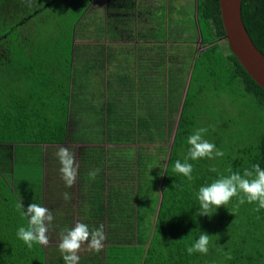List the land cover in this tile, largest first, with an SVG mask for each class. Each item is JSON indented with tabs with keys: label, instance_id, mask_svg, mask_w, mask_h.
I'll list each match as a JSON object with an SVG mask.
<instances>
[{
	"label": "trees",
	"instance_id": "16d2710c",
	"mask_svg": "<svg viewBox=\"0 0 264 264\" xmlns=\"http://www.w3.org/2000/svg\"><path fill=\"white\" fill-rule=\"evenodd\" d=\"M93 1L95 0H31L29 6L28 0H0V49L6 48V53L0 51L1 71L5 69L4 67L13 64L12 56L16 51L14 49L20 43L19 50L25 49L24 51L30 52H24L29 54V63L22 68L23 72L17 78L18 82L31 79L35 84L42 86L41 89L33 88L30 91L32 97L38 100L43 94H53L47 89H50L54 82L56 87L62 89L65 99L69 100L75 80L70 68V53L73 41L79 34V29L75 27L89 12L88 7ZM174 1L160 0L159 3V9H163L164 12L163 38L170 37L173 31L180 28L181 34L195 39L199 38L200 29L202 46L206 48L196 54L193 75L186 92L175 138L165 168L159 171L160 175L164 173L160 205L154 204L155 201H159L156 196L148 198L154 202L151 204L143 199L141 188L138 191V198L136 200L132 198L131 205L122 210L113 209L115 202L112 196L107 200L98 197L95 215L99 221L96 222V228L101 223L105 225L112 220L113 226L107 233L109 238L121 244L124 241L137 242L136 246H126L136 255L137 252L139 254L130 258V264H264V209L256 212L254 209L257 205L247 202L237 208L235 207L237 198L234 197L227 206H220L210 217L196 215L199 210L197 193L201 186L211 183L220 175H228L226 170L229 167L241 173L244 168H250L256 163L264 168V88L247 72L224 38L226 33L221 17L220 0H198V11L194 0L192 14L181 13L187 3L182 5ZM136 2V0H109L111 5L119 4L125 9H131L132 4L135 6ZM196 12L198 18L195 16ZM176 13L178 15H174ZM191 15L193 18L188 19ZM242 16L252 40L264 53V0H243ZM124 23L128 24L127 21ZM34 27L40 31V36L30 35V39L26 41L24 33H28V29L34 32ZM181 34L175 38L181 39ZM222 39H225V45L219 42ZM46 41L48 44H43ZM46 50L52 57L51 60L48 59V63L56 58V50L68 53L64 66L68 68V73L63 70L59 73L54 65L51 77L45 80L49 82L43 83L41 79L43 76L38 69L45 63ZM8 53H12V56ZM5 57L9 61L5 62L3 59ZM33 57H38L39 60L30 62ZM7 76L12 77V74L7 73ZM50 79L55 81L50 82ZM12 80V78L7 80L0 78V264H47V262L54 264L48 254L52 249H59L57 244L50 247L34 244L32 248H28L16 235L20 226H27V218L21 215L17 204L22 202L25 206V203L43 201L45 198L40 192L44 189V180L41 176L37 177L39 185L38 183L36 185L40 196H30L32 190L24 173L28 164L19 161L22 156L14 153L10 144L22 142L26 136L33 137V143L38 145L52 138H49L48 133L39 131V124H44V121L38 116V111L29 106V104H32V107L34 104L39 105L38 100L30 101L27 98L25 101V97L18 92L14 95L15 105H6L9 103L8 96L13 87ZM38 91H40L39 96H35ZM176 91L180 92L181 97L177 100L171 98L169 103L174 105L172 109L178 110L184 92L183 84ZM231 91L249 99L246 100L248 106L238 114L242 125L236 122L229 124L228 120H225L221 121L222 125L213 126L211 120L213 118L220 120V116L217 115L222 114L221 108H216L213 102L219 98L223 100L226 93ZM11 108L12 111L19 112V115L10 112ZM27 108L33 110L28 111ZM36 109L39 110L38 107ZM208 115L213 118H209ZM165 117V113L160 116L151 113L143 120L147 124L150 121V124L154 122L158 128H163ZM17 119L20 122L18 129L13 124ZM34 121L41 123L35 126ZM201 127L208 128L205 139L222 150L224 156L189 160L193 165V179L189 181L174 171V163L178 159L184 161L190 147L187 144V137ZM112 134L117 141L127 140V136H132L135 140V135H138L131 128L125 130V127L124 130L118 129L110 136ZM158 134L159 132L157 134L149 132L147 140H155ZM124 135L127 136L123 138ZM226 139L228 142L225 141ZM112 151L115 152L117 159L123 158L124 164L130 165L132 162V167L136 168L134 176L137 178L149 172L155 177L159 175L158 168L154 166L157 162L151 161L154 157L152 152L143 155L140 151L139 154L133 155L131 160L126 161V157L122 155L126 153V149L113 147ZM145 160H148L145 166L153 165L155 169L150 171L143 169ZM212 168L216 171H212ZM33 178L31 174L30 180ZM174 182L179 187H175ZM146 201L149 203L147 210L139 214ZM152 214L155 215L154 223L150 222ZM51 226H55L54 222ZM49 229L55 230L54 227ZM60 231L61 227L58 226L55 232ZM201 232L211 235L208 253L205 255L195 252L189 255L187 248L195 243ZM53 241L56 242L57 239ZM126 248L123 247L125 250ZM121 249V245L116 246L114 252L118 253ZM100 252L102 256L104 252ZM228 254L231 255V259L227 258ZM119 259H116V263L120 262Z\"/></svg>",
	"mask_w": 264,
	"mask_h": 264
},
{
	"label": "crops",
	"instance_id": "0c3cea01",
	"mask_svg": "<svg viewBox=\"0 0 264 264\" xmlns=\"http://www.w3.org/2000/svg\"><path fill=\"white\" fill-rule=\"evenodd\" d=\"M104 2V0L93 1L90 7H88L89 12L84 15V17H82L80 22L75 27L76 29H79V34L76 35L73 41L71 53L69 52L71 58V73L75 77L71 92L69 94V100L67 98L65 99L62 89L56 87L55 83L53 82L52 86H50V89H47L51 90L53 93L48 95V99H46L48 103L43 105L44 103L38 102L39 105L36 106L34 104L33 107L32 104H29V106L35 109V111L36 107H38L39 110L42 108V110L45 111L44 114L38 113V116H41L40 119L44 121V124H39L41 122L38 121H34L33 124H39V131L48 133L49 138H52V140L38 145L33 143V137L26 136L22 142L10 144L12 146V151L24 158V160H21L20 162L28 164L27 166H29V174L34 176V178L31 180V177L29 178V188L32 190L30 196H40V193L42 196H44L45 199L37 203L47 207L53 213L54 219L52 223L54 222L55 226H50L49 228L53 229L54 227L55 230L58 228V226L61 227V231L66 228H71L77 221L86 223L89 228H96L99 220L95 215V210L97 208V200L95 196L103 197L105 200H107V198L110 196L123 197L124 202L122 203L121 207L122 209L128 208V206L131 205L132 198H135V196V200L138 198L137 196L140 188L141 192H144L145 186H143L142 183L145 179H149V176L147 175L149 173L143 174L142 177L138 178L137 176H134V173H136V168L132 167V162L130 165H126L124 164L122 157H120L122 159L118 162L117 160L120 158L117 159L115 152L112 151L113 147H123L127 150L125 154H122L124 158L126 157V161L131 160L132 156L139 154L140 151L143 155H147L143 152V150H140V148L147 147L153 143L156 144V142L157 145H160L163 143V139L169 138L170 133L164 128H158V125L154 122L150 124L149 121V124H147L143 119L147 118L151 113H154L156 116H160V114L165 113L166 117L164 124L166 123V126H168L169 116H174V113H177L176 108H173L174 110L171 108L174 105L172 104V106L169 103L170 92H167L166 94V97L167 99L169 98V100L163 103H160L158 98H153L151 95V92L155 91L156 87L154 81L162 77L159 74V70L161 71L164 66V52H166L167 55H171V61H168L166 71V74L169 75V80L170 70L177 65V63L174 62L175 60H178L176 59L177 57H174L173 59V48L168 46V48H165V50L163 49L165 40L171 43V38L166 37L164 39L162 32L161 35L158 33L155 34V31L152 32L150 25L152 26L154 22L148 18V10H143V2H136L135 6L132 4L131 9H125L124 7L122 8L119 4L111 5L109 0H106V4ZM197 2L198 0H196V9L198 11ZM100 4L102 5V8H98L101 10L106 9L104 13L93 14L90 12L92 9L100 6ZM150 5L151 4H148L147 6L149 11H151L150 8L155 9V4L151 7ZM121 8L124 9V11H121ZM193 9V2L190 3L187 1L185 9L181 13L192 14ZM187 10H190V12H187ZM142 13H144L149 21L143 19ZM174 15L178 14L176 13ZM195 16L198 18L197 12L195 13ZM122 18L125 20H122ZM126 20H130V24H125L124 22ZM140 22H147L146 26L148 27H145V31H143V33L139 32L137 29V24H140ZM95 23H100V28L103 31L102 34L95 30ZM28 30V33H24L26 36L25 38H27L26 41L30 39V35H33L32 29ZM177 35L179 34H176V36ZM199 35L200 42L202 43L203 38L200 29ZM85 38L87 39L85 40ZM104 40H106L107 43L108 41L111 43L112 40L117 43L110 45L104 43ZM174 42L181 41L179 38H176ZM19 45L20 43H18L15 47V56L19 52ZM84 48L87 49V53H91L92 55L88 57L84 56L82 53V49ZM24 50L21 51L30 52ZM56 52L57 55L56 58H54V61L48 63V59L51 60L52 57L46 50L45 63L38 69L39 73H41L43 76L41 78L43 79V83L49 82H46L45 80L48 79L52 74V68L54 65L55 68L57 67V71L59 73L62 70L64 72L67 71L68 73V68L64 67L66 64V58L69 56L68 53L65 54V51L59 50H56ZM40 54L41 51L39 56ZM158 54L159 58L162 60V64L158 65V67L151 68L156 64L155 56ZM196 54L197 53H195L194 60ZM3 59L5 62L9 61V59L6 57ZM13 60L14 56H12V62ZM193 67L194 63L191 66V76L189 82L191 81V77L193 75ZM112 69L116 70V72L112 73ZM151 69L153 70L151 71ZM110 70L111 72H109ZM110 75H112L111 83L108 81V77ZM121 77L126 79L125 86L117 89L123 91L124 94L122 97H111L110 94L108 95L106 93V91L100 96L96 90H94V93L87 92L88 88L102 86L106 89L110 88L112 84H116L117 82L122 84ZM177 78H179V76H175L176 81ZM100 79L103 81L100 82ZM25 81L27 80H24L23 82ZM51 81L55 80L50 79V82ZM179 84L180 86L182 85L181 80L179 81ZM132 86L134 87L132 88ZM11 89L14 91V93L10 90L8 96L9 102L11 101L12 97L19 92V90H13V87ZM184 92V97H182L178 110L180 113L183 108L184 99L186 97V92L185 94ZM49 100L51 102H49ZM59 102L62 103L60 104ZM157 102H159V104H157ZM49 108H53V111H48ZM143 108L145 113L139 114L138 110ZM121 109H124L125 112L122 113L120 111ZM27 110L32 111L30 108H27ZM14 111H12L11 108L10 112L19 115V112L16 110ZM124 118L126 121H123ZM49 119H52L51 123L48 122ZM170 120L172 121V118ZM16 122L14 121L13 124L18 129L20 122L18 119ZM124 124H126V127L133 129L134 133L138 134L137 136L135 135V140L117 141L113 134L110 136L111 133L118 131V129H123V127H125ZM89 129H92L90 136L87 134ZM176 130L177 126L175 133ZM149 132H155L156 134L159 132V134L156 135L155 140H147V134ZM175 133L168 151V155L175 138ZM160 138L162 140L159 141ZM122 142L126 143L119 145ZM134 143L137 145L133 147L132 145ZM60 147L69 148V150L74 153L75 162L78 165V175L76 181L70 188L66 186L60 172L61 164L58 156L56 155ZM166 163H164V166ZM97 168L100 169V171L96 177L91 180L92 177L89 176L88 173L91 170ZM40 172H43V176L41 177H43L44 180V189L39 193V188L37 187L36 183L39 185L37 177H40ZM163 175L164 173L155 177L153 174V179L150 180L152 187L150 188L149 192L147 194L142 192V198L148 200L150 203L151 200L148 198L158 195V206L160 205L162 196L161 185ZM89 189H93L92 192H95L94 197L92 192L89 194ZM65 192L70 194L71 199L66 201L63 198V194ZM156 192L158 194H156ZM120 200L122 201V198H120ZM33 202L25 203V209ZM118 205L120 206L119 203ZM77 206L84 214L80 219H77L76 212H80L78 208H76ZM116 207L117 204L114 203L113 209L118 210ZM88 214L90 218H88ZM112 222L113 221L110 220L108 224L105 223L104 225L106 240L104 241L105 247H103L101 250L104 252V254L102 253L103 260L101 252L97 253L95 251H89L87 244H84L78 253L80 256L79 264H127L129 261H131L130 250L132 249L126 248V246L131 247L133 242L130 243L129 241H124L121 244L115 242L113 238L108 237L107 233L109 232L110 227L113 226ZM55 230L49 229L47 233L49 238V243L47 245H49V247L50 245H59V234L61 231L57 233ZM55 239H57L56 242L53 241ZM120 245L122 247L121 251L115 253L114 250L116 246ZM123 247H125L126 250L123 249ZM48 256L51 260H53L52 262L54 264H64L62 253L59 249H52L51 252L49 251ZM123 256H125L123 259L117 258ZM116 259H119L120 262L116 263ZM47 264L52 263L47 262ZM128 264H130V262Z\"/></svg>",
	"mask_w": 264,
	"mask_h": 264
},
{
	"label": "clouds",
	"instance_id": "9594fccd",
	"mask_svg": "<svg viewBox=\"0 0 264 264\" xmlns=\"http://www.w3.org/2000/svg\"><path fill=\"white\" fill-rule=\"evenodd\" d=\"M29 6L31 0H28ZM211 127V126H210ZM208 128H197L187 137L188 148L184 161L179 159L174 163V171L183 175L189 181L193 179V165L189 160H198L202 158L214 159L223 157L224 152L216 145L205 139ZM61 167L62 179L67 187H72L78 175V165L75 162V155L67 147H60L56 153ZM216 171L215 168L211 169ZM100 169L91 170L88 175L93 179L99 173ZM228 175H220L211 183L199 188L197 199L199 201V210L197 216H211L220 206H227L232 199L237 198L235 207L244 203H255L257 206L254 211L259 212L264 209V168L259 163L252 164L250 168H244L241 171H233L231 167L227 170ZM175 184V182H174ZM175 187L179 185L175 184ZM63 198L67 201L71 199L69 193L65 192ZM17 209L21 215L27 218V226H20L17 229V237L32 248L34 244L47 245L49 243L48 231L54 219L52 212L45 206L33 202L25 209L21 202L17 204ZM231 211V210H230ZM233 212V211H231ZM59 250L62 253L64 264H79L78 255L82 245L87 244L89 251L100 252L106 240L105 226L100 224L98 228H89L86 223L77 221L71 228L63 229L60 232ZM211 235L207 232H201L195 243L187 248L189 255L195 252L207 254ZM231 259V255H227Z\"/></svg>",
	"mask_w": 264,
	"mask_h": 264
},
{
	"label": "rangeland",
	"instance_id": "374dc122",
	"mask_svg": "<svg viewBox=\"0 0 264 264\" xmlns=\"http://www.w3.org/2000/svg\"><path fill=\"white\" fill-rule=\"evenodd\" d=\"M104 1L106 2V0H104ZM136 1L139 2V3L143 2V6H142L143 10H148L147 11V16H148V18L150 20H152L154 22V24L152 26L150 25V29L152 30V32L155 31V34L158 33L159 35H161L162 29H163L162 20L164 19V12H163V9H159L160 7L158 6V4L160 3V0H136ZM187 1H189L190 3L193 2V5H194V0H187ZM169 2H170V0H169ZM174 2L182 4V5L187 3L185 0H175ZM162 3H163V1H162ZM148 4H151L150 7L155 4L154 5L155 9H153V8L151 9L150 8L151 11H149V8H147ZM157 6H158V8H157ZM98 7L102 8V5L100 4V6H97L95 9H92V11H90V12H92L94 14V13H104L106 11V9L105 10H103V9L101 10ZM173 8H172V10H173ZM187 12H190V10H187ZM142 17H143L144 20L149 21V19L144 15V13H142ZM190 18H193L192 15L188 17V19H190ZM87 20H90V19H87ZM126 21L128 22V24H130V20H126ZM99 24L100 23L96 24L95 30L97 32H99L100 34H102L103 31L101 30ZM146 25H147V22H140V24H137V29L139 30V32L143 33V31H145V27H148ZM27 26L32 27L31 25H27ZM112 32H114V31H112ZM33 34H34L33 36H38V35L40 36V31L35 28V31L33 32ZM176 34H179V35L181 34L180 28H178L177 30H175V31H173L171 33V35H170V38H171V41H172L171 43L168 42L167 40H165L163 49L165 50V48H168V46L173 48V50H174L173 51L174 52L173 59H174V57H177L176 59H178V60L174 61L175 63H177V65L170 70V80H169L168 79L169 75L166 74V71H167V63H168V61H171V58H170L171 55H169V54L167 55V53L164 52V56H163L164 66H163L161 71L159 70V74L162 77L158 78L157 80L154 81V83L156 84L155 91L151 92L152 97L153 98L154 97L158 98L159 99L158 101L160 103L167 102L169 100V98L167 99V97H166L167 92H170L169 93L170 99L173 98L174 100H177V98L181 97L180 92L176 91V89L180 88V84H179L180 80H181V83L184 86V91L186 92V89L188 87V83H189V80H190V76H191V66L194 63L195 53H197V51H201L202 49L206 48V46H202L203 44H201L200 38H195V39L192 38V39H190L184 34H181V39H180L181 42H174L176 40V38H175ZM86 39L87 38H85V40ZM103 42L107 43L106 40H104ZM219 42L222 45H225V39L219 40ZM115 43H117V42H114L112 40L111 43H109V41H108L107 44L113 45ZM43 44H48V43L46 41V43H43ZM82 53H83L84 56H87V57L92 55L91 53H87V49H85V48L82 49ZM10 54L12 56V53H10ZM10 54H9V56H10ZM170 54H172V53H170ZM13 56H14V60H13V64L11 66L4 67L5 69L2 70V71H1V67L2 66H0V78H3V80H7L9 78H12L13 79L12 80L13 90H16V91L19 90V94L21 93L25 97V101H26L27 98L30 101L38 100V99H34L32 97V93L30 91L33 88L41 89L42 86H40L38 84H35V82H33L31 79H28L25 82H23L24 80H21L20 84L18 82L19 80H17L19 75H21L22 72H23L22 68L24 67V65H26V63H29L28 54L24 53L21 50H19L18 54L15 56V53H13ZM33 58H35V60ZM33 58L30 60V62H35L36 60H39L38 57H33ZM155 59H156V61H155L156 64L153 65V67H151V68L158 67V65L162 64V60L159 58V54L157 56H155ZM160 60H161V63H160ZM152 70L153 69H151V71ZM109 72H111V70ZM114 72H116V70L112 71V73H114ZM7 73H11L12 77L11 76H7ZM111 76L112 75H110L108 77V81H110V83L112 82V77ZM175 76H179V78H177V81L175 80ZM121 80H122V84L123 85L120 84L119 82H117L116 84H112L110 88H106L105 89L102 86L101 87H93V88H88L87 92L88 93H94V90H96L97 93L100 96V95H103V93L106 91V93L108 95L110 94L111 97H122V95L124 94L123 91L122 90H117V89L125 86V80L126 79H124V77H121ZM102 81L103 80L100 79V82H102ZM133 87L134 86H132V88ZM238 89H239L240 92H242L240 87H238ZM11 92L14 93V91H12V89H11ZM185 92H184V94H185ZM37 93L38 94L35 93V96H39L40 91H38ZM243 96L242 95H237L235 91H231V92H227L226 93V95L224 96L225 98H223V100H221L219 98L215 102H213V104L215 105L216 108H221L222 114L220 113L219 115H217V117L220 116L219 117L220 120H219L218 118H213V116H211V115H215V114H213V112H209L211 115H208V117L209 118H213L211 120V124L213 126H218V125H222L221 121L228 120L229 124H231L233 122H236L237 124H241L242 125L241 117L238 114L243 112V108L248 106V102L246 100H249L247 97H243ZM39 97H40L39 100H38L39 103H44L43 105L48 103V101H46V99H48V95L43 94L42 96H39ZM182 97H184V95ZM224 99H225V101H224ZM20 101H22V100H20ZM25 101H24V103H26ZM49 102H51V101L49 100ZM159 102H157V104H159ZM15 103H16V100H15V97L13 96L11 101L9 103H7V104L14 106ZM49 110L53 111V108H49L48 111ZM178 110L176 111L177 113H174V116L173 115L169 116V118H168L169 125L166 126V123H165V126L163 127L165 130L169 131V133H170L169 138L168 139H163V143H161V144L159 143L160 145H157V142H156V144L153 143V144H150L147 147L140 148V150H143V152L145 154H149L151 152H152V154H154L153 155L154 157H153V159H151V161L157 162L154 166H156L158 168V171H157L158 174H159L160 170L164 169V163L166 162L168 151H169L171 142L173 140L175 129H176V126H177V123H178V117H179V113H180V111H178ZM36 111H37V109H36ZM120 111L122 113L125 112L124 109H121ZM44 112L45 111L42 110V108H40V110L38 111V113H40V114H44ZM121 112H119V113H121ZM138 113L139 114H144L145 113L144 112V108L143 109H139ZM171 118H172V121L170 120ZM123 121H126V119L124 118ZM48 122L51 123L52 119H49ZM33 125H35V124H33ZM124 125H125V130H127V129L130 130L129 127H126V124H124ZM123 129H124V127H123ZM230 129L232 130V128H230ZM237 129H238V127L236 126L235 130L237 131ZM91 132H92V129H89L88 132H87L88 136L91 135ZM139 135H141V134H139ZM126 136L127 135H124L123 138L126 137ZM127 140L133 141V137L132 136H127ZM160 140H162V139L160 138L159 141ZM123 141H125V140H123ZM225 141L228 142L227 139ZM124 143H126V142H122L119 145H122ZM135 145H137V144L134 143L132 146L134 147ZM21 160H24V158H22V157L19 158V161H21ZM94 162L96 163L95 160H94ZM146 163H148V160H145L144 164L142 165L143 169H145L146 171H150L151 169H153V170L155 169V167L153 165L145 166ZM25 167L27 168V170L24 169V173L27 175V180H29V178L31 177V175L28 173L29 172V166H25ZM147 175L149 176V179H145L143 181V183H142L143 186H145V189H144V192H143L144 194H147L149 192L150 188L152 187V183L150 182V180L153 179L152 178L153 177V173L149 172V174H147ZM40 176H43V172L40 174ZM92 179L93 178H91V180ZM149 185H150V187H149ZM92 190L93 189H89V194L92 192ZM87 191H88V189H87ZM94 194H95V192L93 191L92 192L93 197H94ZM156 194H158V193L156 192ZM156 197L159 198L158 195ZM95 198H98V197L95 196ZM113 198H114V202L117 204L116 208L118 210H122L121 206H122V203L124 202L123 197L114 196ZM120 198H122V201L120 200ZM135 198H136V196H135ZM152 202L153 201H151V203ZM118 203L120 204V206L118 205ZM157 203H158V201H155V203H154L155 206L158 205ZM135 206H137L136 202H135ZM139 206L140 205L138 204V207ZM148 206H149V203H148V201H146L144 206L140 209L139 214H141L142 212L146 211ZM76 208H78V206ZM78 210L80 211L79 208H78ZM76 214H77V219H80L82 217V215H84L81 211L80 212H76ZM154 221H155V215L152 214L150 222L154 223ZM132 246H136V242L135 241L133 242V245H131V247ZM145 246H146V244L143 245V247H145ZM103 247H105V243H104ZM132 251L133 250H130V252H132ZM135 251L137 252V249H135ZM137 255L139 256L138 252H137ZM137 255H136L135 252H132L130 254V257L134 258Z\"/></svg>",
	"mask_w": 264,
	"mask_h": 264
},
{
	"label": "water",
	"instance_id": "95a60500",
	"mask_svg": "<svg viewBox=\"0 0 264 264\" xmlns=\"http://www.w3.org/2000/svg\"><path fill=\"white\" fill-rule=\"evenodd\" d=\"M243 0H220L225 39L231 51L252 76L264 88V53L252 40L242 16Z\"/></svg>",
	"mask_w": 264,
	"mask_h": 264
},
{
	"label": "flooded vegetation",
	"instance_id": "af4514ba",
	"mask_svg": "<svg viewBox=\"0 0 264 264\" xmlns=\"http://www.w3.org/2000/svg\"><path fill=\"white\" fill-rule=\"evenodd\" d=\"M201 44H203V42H202ZM0 51H1V53H6V48H5V47H2V48L0 49Z\"/></svg>",
	"mask_w": 264,
	"mask_h": 264
}]
</instances>
